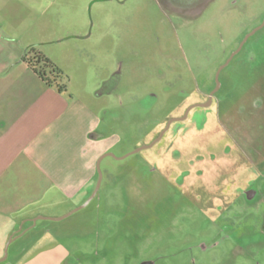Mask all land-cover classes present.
I'll use <instances>...</instances> for the list:
<instances>
[{"label": "rangeland", "instance_id": "374dc122", "mask_svg": "<svg viewBox=\"0 0 264 264\" xmlns=\"http://www.w3.org/2000/svg\"><path fill=\"white\" fill-rule=\"evenodd\" d=\"M9 1L31 6L35 47L107 101L116 142L96 198L41 219L7 254L79 226L65 240L82 264H264V59L246 58L264 56V26L216 80L264 21V0L197 11L173 0Z\"/></svg>", "mask_w": 264, "mask_h": 264}, {"label": "crops", "instance_id": "0c3cea01", "mask_svg": "<svg viewBox=\"0 0 264 264\" xmlns=\"http://www.w3.org/2000/svg\"><path fill=\"white\" fill-rule=\"evenodd\" d=\"M13 5L0 0V264H82L81 250L65 240L79 226L67 227L68 234L34 236L31 245L5 255L6 246L41 219L92 196L97 161L116 142L108 106L96 89H81V72L73 80L63 60L36 48L62 72L49 84L23 59L37 44L24 26L31 6Z\"/></svg>", "mask_w": 264, "mask_h": 264}, {"label": "trees", "instance_id": "16d2710c", "mask_svg": "<svg viewBox=\"0 0 264 264\" xmlns=\"http://www.w3.org/2000/svg\"><path fill=\"white\" fill-rule=\"evenodd\" d=\"M23 59L49 84H52L62 75L58 66L48 56L36 50L35 45L25 49Z\"/></svg>", "mask_w": 264, "mask_h": 264}, {"label": "flooded vegetation", "instance_id": "af4514ba", "mask_svg": "<svg viewBox=\"0 0 264 264\" xmlns=\"http://www.w3.org/2000/svg\"><path fill=\"white\" fill-rule=\"evenodd\" d=\"M207 1H209V0H173L172 2L174 3V5L176 6V7H178L179 9H186V10H190V11H197L205 2H207ZM236 1L237 0H233V2L234 3H236ZM264 26V21L262 22V24H260L257 28H256V31L257 30H259L260 28H262ZM254 31V30H253ZM250 32V33H248L247 35H249L248 36V38L245 40V38H246V36H245V38L243 39V41L239 44V46H238V48L232 53V55L230 56V58L228 59L229 60V62L227 63V61L224 63V64H226L225 66H227L229 63H230V61L232 60V58L237 54V53H239L240 51H242L243 49H244V47H245V45H246V43H247V41L251 38V36L256 32V31H254V32ZM252 50V49H251ZM251 50L249 51L248 50V52H247V59H252L254 62H257L258 60H260L261 58L262 59H264V56H262L261 54H260V56H257V55H253V52H251ZM251 52V53H250ZM234 54V55H233ZM223 64V65H224ZM262 65V64H261ZM224 66V67H225ZM223 67V68H224ZM222 68V69H223ZM222 71V70H221ZM217 75V74H216ZM215 90V89H214ZM213 90V91H214ZM212 91V92H213ZM212 92H210L209 93V96H208V98H207V100L206 101H208L209 100V98H210V95H211V93ZM216 92H217V90L212 94V99L214 98V95L216 94ZM205 101V102H206ZM182 102L183 101H181L180 102V104H179V106H181L182 105ZM213 102V101H212ZM211 102V103H212ZM195 103H199V102H195ZM195 103H193V104H195ZM201 103H203V102H201ZM210 103V104H211ZM193 104H191V105H193ZM191 105H189V106H191ZM188 106V107H189ZM187 107V108H188ZM187 108H186V110H187ZM194 108V107H193ZM190 112H191V110L189 111V113L188 114H190Z\"/></svg>", "mask_w": 264, "mask_h": 264}, {"label": "water", "instance_id": "95a60500", "mask_svg": "<svg viewBox=\"0 0 264 264\" xmlns=\"http://www.w3.org/2000/svg\"><path fill=\"white\" fill-rule=\"evenodd\" d=\"M254 31H256V29H255ZM254 31H253V32H254ZM248 36H249V35L246 36L245 40L248 38ZM233 55H234V54H233ZM228 62H229V60L227 61V63H228ZM227 63H226V64H227ZM226 64L222 65V66L220 67V69L218 70V72H217L216 80H217L218 85H220V84H219V74H220L222 68H223ZM216 90H217V89H215V90L211 93L210 98H209V100H208L207 102H203V103H201V102H199V103H195V104H193V105H191V106H189V107L187 108V110L185 111V113H184L183 116H180V117H176V118H172V119H170V120L168 121L166 127L164 128V130L161 132L160 138H161V136L165 133V131L170 127L171 123H172L174 120H183V119H185V118L188 116L189 111H190L193 107H196V106H208V105L212 102V94H213ZM158 139H159V138H158ZM158 139H157V140H158ZM157 140L153 141L152 143H150V144H148V145H145L144 147H149V146L153 145ZM138 150H139V149H137V150H135V151H138ZM135 151H134V152H135ZM111 154H112V153H106V154H103V155L100 156V158L98 159V161H97V169H98L99 177H98V181H97L96 188H95V190H94L92 196H91L88 200H86L82 205H80V206H78L77 208H75L74 211H75V210H78V209H80V208H82V207H84V206H86V205L90 202V200L95 196V194L97 193V191L99 190V188H100V186H101V182H102L101 161H102V159H103L105 156H107V155H111ZM72 212H73V211H72ZM7 247H8V245L6 246L5 255H7ZM4 258H5V256H4L3 258H0V260H2V259H4ZM143 264H149V262H146V263H143Z\"/></svg>", "mask_w": 264, "mask_h": 264}]
</instances>
